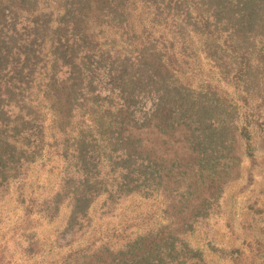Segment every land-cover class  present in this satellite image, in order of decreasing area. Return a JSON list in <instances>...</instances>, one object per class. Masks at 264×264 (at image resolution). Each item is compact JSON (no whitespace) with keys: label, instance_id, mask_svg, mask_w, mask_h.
Masks as SVG:
<instances>
[{"label":"trees","instance_id":"1","mask_svg":"<svg viewBox=\"0 0 264 264\" xmlns=\"http://www.w3.org/2000/svg\"><path fill=\"white\" fill-rule=\"evenodd\" d=\"M52 1L0 0V200L48 150L63 162L62 178L38 214L51 219L69 200L59 243L85 233L101 197L107 209L162 194L173 214L117 251L101 245L67 264H201L182 236L218 208L241 166L240 143L248 157L254 146L236 103L216 88L188 87L171 64L198 39L242 103L264 112V0ZM176 135L186 161L168 152Z\"/></svg>","mask_w":264,"mask_h":264},{"label":"rangeland","instance_id":"2","mask_svg":"<svg viewBox=\"0 0 264 264\" xmlns=\"http://www.w3.org/2000/svg\"><path fill=\"white\" fill-rule=\"evenodd\" d=\"M58 6L56 0L51 2ZM89 33L97 32L95 16L87 24ZM193 53L181 57L171 69L176 70L182 83L195 90L208 87L218 89L239 106V126H248L253 156L244 152L243 142L238 146L241 166L224 186L218 208L208 217L199 220L182 238L202 254L201 264H264V112L255 111L253 103H242L243 94L225 82L215 66L201 53L198 39L188 42ZM48 141L54 131L48 123ZM154 147H163L161 137L145 135ZM180 136L168 139L181 160L188 159ZM63 162L47 150L33 164L22 185L13 186L0 200V264H67L70 256L106 245L117 251L128 241L150 231L167 226L173 219L168 211V198L162 194L144 198L133 195L111 208L104 207L105 198L97 199L89 211V225L85 233L74 238L71 244H61L58 236L63 232L71 212L66 200L58 214L48 219L41 217L38 204L57 190L62 178ZM27 213V214H26ZM70 241V240H68ZM27 243L34 246L28 251Z\"/></svg>","mask_w":264,"mask_h":264}]
</instances>
